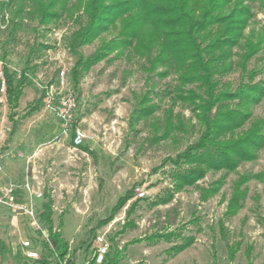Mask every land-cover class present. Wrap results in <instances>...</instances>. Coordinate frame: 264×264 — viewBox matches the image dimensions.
<instances>
[{
  "label": "rangeland",
  "instance_id": "rangeland-1",
  "mask_svg": "<svg viewBox=\"0 0 264 264\" xmlns=\"http://www.w3.org/2000/svg\"><path fill=\"white\" fill-rule=\"evenodd\" d=\"M75 2L67 0L72 15L63 13L56 22L41 24L28 14L29 2L0 0V78L6 68L15 80L23 74L25 82L17 105L0 93V186H21L29 180L42 194L35 201L36 220L46 234L40 213L44 203H51L52 231L67 243L65 258L73 264L92 258L98 234L105 235L109 257L116 264H264V146L255 159L241 162L235 171L196 165L205 170L204 177L194 185L179 186L178 169L181 173L195 167H175L170 162L202 139L206 125L194 109L199 102L181 100L178 94L200 95L202 88L184 84L178 79L181 72L149 64L148 59L154 60L160 50L156 34L139 37L143 44L150 39L153 43L141 55L133 48L112 50L111 40L126 20L75 55L70 53L67 39L79 28V21L85 22L83 17L79 20ZM240 4L232 1L223 14ZM243 5L250 9L251 18L241 31L240 44L221 49V53L229 50L231 57L213 65L212 72L217 73L212 80L218 91L264 81V0ZM226 26L209 28L210 38L204 44ZM249 38L254 45L261 41L245 60L244 42ZM102 52L100 60L86 70L77 67L78 85L74 86L71 73L77 60ZM164 71L168 74L163 75ZM61 72L64 92L59 86ZM69 93L75 100L74 125L90 136L89 143L76 149L59 135L58 120L45 107L49 96L57 105ZM222 107V112L243 108L237 102ZM143 109L148 115L136 119ZM248 110L250 120L220 141L236 138L250 121L264 119V100ZM210 112L213 116L218 111L215 107ZM9 143L10 155L16 159L6 156ZM25 149L26 154L17 157ZM242 176L258 178L238 186L243 192L238 209L226 214ZM136 188L144 193L142 197L136 195ZM205 191H210L208 196ZM127 195L130 199L122 204L119 199ZM19 198H24L21 190ZM33 230L24 216L0 208V243L11 256L20 253L21 238L34 239ZM187 243L184 251L176 253V246ZM10 255L2 264H15Z\"/></svg>",
  "mask_w": 264,
  "mask_h": 264
},
{
  "label": "trees",
  "instance_id": "trees-1",
  "mask_svg": "<svg viewBox=\"0 0 264 264\" xmlns=\"http://www.w3.org/2000/svg\"><path fill=\"white\" fill-rule=\"evenodd\" d=\"M8 1L18 2L19 5V2H29L31 9L28 10V14L38 17L41 24L56 22L63 13L72 15L70 7L67 6V0ZM232 1L234 0H76L74 5L79 12L77 15L79 20L83 17L85 22L79 21V28L67 39V48L73 55L108 30L119 29L117 22L126 20L121 25V31L119 30L116 39L111 40V43H115L112 50L133 48L135 53L141 55L143 52H148V45L152 46L153 43L150 39V42L143 44L138 41L139 37L148 33L150 37L156 34L160 40V50L154 60L148 59L149 64L156 62L161 66L174 69L175 72H181L178 79L184 84L196 83V86L202 88L200 95L194 92L186 95L184 91L178 94L181 100L199 102L194 109L201 114L206 125L202 139L188 146L184 154L177 155L176 159L170 162L175 167L184 164L195 167L181 173H179L180 168L178 169L175 179L179 186L194 185L204 177L205 170L197 168L196 165L213 171H235L241 162L255 159V153L264 146V119L261 118L250 121L248 128L238 137L220 141L221 137L232 135L235 130L241 129L250 120L251 112L248 107L264 100V81L254 84L241 83L236 90L218 91V84L212 80L213 75L217 73V70L212 72L213 65L230 59L229 50L240 44L243 36L241 31L251 18L250 9L244 6L243 2L261 0H237L241 4L230 13L223 14V10ZM1 5L5 7L7 4L1 3ZM226 24L221 34L204 44L207 37L210 38L208 35L211 33L206 32L209 28L213 26L219 28ZM260 41H257L255 45L250 38L244 42L247 51L244 55L245 60H248L260 46ZM221 49L229 50L221 53ZM218 52L217 56H213ZM104 54L102 52L97 56H90L84 61L82 58L77 60L71 73L74 86L78 85L77 67L86 70V67L99 61ZM1 73L6 85V99L13 105H17L25 84L24 75L15 80L8 69L3 68ZM163 73V75L168 74L167 71ZM255 75V71L250 73L251 78ZM233 102H237L239 107L243 108H227L222 112V106ZM215 107L218 112L210 116L211 109ZM146 113L145 109L138 110L136 119L143 115L147 116L148 113ZM254 178L258 176L239 178L226 214H234L238 209L239 199L243 196L238 186ZM209 192L205 191L207 196ZM128 199H130L129 195L121 197L119 201L123 204ZM51 209V203L42 205L40 220L46 225L47 239L40 241L38 259H27L20 253L11 256V252L0 243V264L6 260L5 255L8 253L10 256L7 257L11 258L15 264H73L65 258L67 243L61 240L60 234L52 231ZM187 247L188 243L179 245L176 246L175 251L180 253ZM113 259L107 252L101 264H116L117 262ZM85 264H96L94 253Z\"/></svg>",
  "mask_w": 264,
  "mask_h": 264
},
{
  "label": "built area",
  "instance_id": "built-area-1",
  "mask_svg": "<svg viewBox=\"0 0 264 264\" xmlns=\"http://www.w3.org/2000/svg\"><path fill=\"white\" fill-rule=\"evenodd\" d=\"M64 85L65 76L64 72H61L59 75V86L61 92L66 91L64 90ZM0 93L2 95L6 94V85L2 73L0 78ZM63 96L60 97L57 105H53L54 99L52 95L49 96L45 100V107L54 112L59 123V135L64 138H68L73 149L80 148L81 146L89 143L90 136L84 129L78 128L74 125L75 118L73 111L75 107V100L72 93H69L64 97ZM20 190L23 191L24 198L22 199L19 198ZM17 191H19V193H17ZM135 192L138 197H142L144 195V193L138 188L135 189ZM41 196L42 194L34 189L32 184L27 179L21 186L12 183L0 186V208H4L20 216H24L27 220H29L30 225L34 227V230L32 231V235L34 237L33 240L28 237L21 238L20 240V254L27 259L32 260L38 259L39 257L40 246L38 244H40V241L42 239H47V234L40 229L39 223L36 220L37 213L35 201L41 198ZM94 242V260L96 264H101L104 256L108 252L109 245L105 239V235L103 234L96 235Z\"/></svg>",
  "mask_w": 264,
  "mask_h": 264
},
{
  "label": "crops",
  "instance_id": "crops-1",
  "mask_svg": "<svg viewBox=\"0 0 264 264\" xmlns=\"http://www.w3.org/2000/svg\"><path fill=\"white\" fill-rule=\"evenodd\" d=\"M10 153H11V147H10V143L8 144V151H7V153H6V156L7 155H10ZM23 153L24 154H22V153H20V154H18V156L17 157H19V156H21V155H25L26 154V149L25 150H23ZM13 159H16V155L14 156V155H10ZM4 173L6 174L7 172H5L4 171ZM8 174V173H7ZM2 175H4L3 173H2ZM8 176H9V174H8ZM2 179V178H1Z\"/></svg>",
  "mask_w": 264,
  "mask_h": 264
}]
</instances>
